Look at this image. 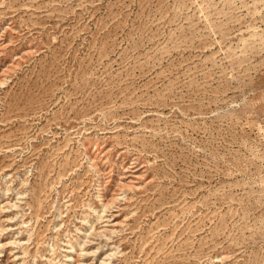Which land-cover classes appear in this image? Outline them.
I'll list each match as a JSON object with an SVG mask.
<instances>
[{"label": "rangeland", "instance_id": "rangeland-1", "mask_svg": "<svg viewBox=\"0 0 264 264\" xmlns=\"http://www.w3.org/2000/svg\"><path fill=\"white\" fill-rule=\"evenodd\" d=\"M0 264H264V0H0Z\"/></svg>", "mask_w": 264, "mask_h": 264}]
</instances>
